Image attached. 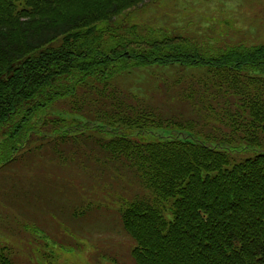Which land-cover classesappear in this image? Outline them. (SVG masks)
I'll return each instance as SVG.
<instances>
[{"label":"trees","instance_id":"trees-1","mask_svg":"<svg viewBox=\"0 0 264 264\" xmlns=\"http://www.w3.org/2000/svg\"><path fill=\"white\" fill-rule=\"evenodd\" d=\"M147 1L0 0V169L46 151L123 176L132 264H264V45L119 16Z\"/></svg>","mask_w":264,"mask_h":264},{"label":"rangeland","instance_id":"rangeland-1","mask_svg":"<svg viewBox=\"0 0 264 264\" xmlns=\"http://www.w3.org/2000/svg\"><path fill=\"white\" fill-rule=\"evenodd\" d=\"M119 16L199 47L264 45V0H148ZM146 86L147 96L165 99L148 77ZM172 106L186 111L174 100ZM79 164L61 166L44 151L0 169V247L13 264H132L134 242L120 227L114 200L135 187L107 169L86 174Z\"/></svg>","mask_w":264,"mask_h":264}]
</instances>
